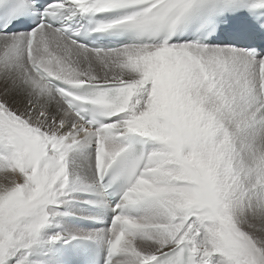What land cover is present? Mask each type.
<instances>
[{"label": "snow or ice", "instance_id": "1", "mask_svg": "<svg viewBox=\"0 0 264 264\" xmlns=\"http://www.w3.org/2000/svg\"><path fill=\"white\" fill-rule=\"evenodd\" d=\"M0 264H264V0H0Z\"/></svg>", "mask_w": 264, "mask_h": 264}]
</instances>
